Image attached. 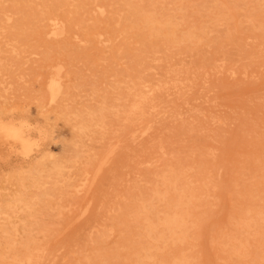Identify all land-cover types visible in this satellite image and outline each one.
Segmentation results:
<instances>
[{"label":"rangeland","instance_id":"1","mask_svg":"<svg viewBox=\"0 0 264 264\" xmlns=\"http://www.w3.org/2000/svg\"><path fill=\"white\" fill-rule=\"evenodd\" d=\"M146 99L167 116L130 134ZM20 119L38 148L0 134V264H264V0H0V121Z\"/></svg>","mask_w":264,"mask_h":264},{"label":"bare ground","instance_id":"2","mask_svg":"<svg viewBox=\"0 0 264 264\" xmlns=\"http://www.w3.org/2000/svg\"><path fill=\"white\" fill-rule=\"evenodd\" d=\"M35 1H36V0H35ZM134 1H135V0H134ZM139 1L141 2V0H139ZM146 1H147V0H146ZM166 1H167V0H166ZM168 1H169V0H168ZM73 2H74V1H73ZM245 2H246V1H245ZM40 3H41V2H40ZM136 3H137V2H136ZM144 3H146V2H144ZM31 4H32V3H31ZM107 4H108V3H107ZM133 4H134V3H133ZM139 4H140V3H139ZM135 5H136V4H135ZM135 5H131V6H132V7L134 6V9H135V7H136ZM137 5H138V4H137ZM147 5H148V4H147ZM185 5H186V4H185ZM160 6H161V5H160ZM168 6H169V5H168ZM227 6H228V5H226V7H227ZM237 6H238V4H237ZM36 7H37V5H36ZM69 7H70V6H69ZM153 7H155V6H153ZM177 7H178V6H177ZM239 7H240V6H239ZM261 7H262V6H261ZM45 8H46V7H45ZM94 8H96V7H94ZM137 8H138V7H137ZM137 8H136V9H137ZM141 8H142V7H141ZM145 8H146V7H145ZM75 9H76V8H75ZM102 9H103V7H102ZM227 9H231V8L228 7ZM16 10H17V9H16ZM84 10H85V9H84ZM143 10H144V9H143ZM146 10H147V9H146ZM136 11H137V10H136ZM187 11H188V10H187ZM227 11H228V10H227ZM230 11H232V13H233V10H232V9H231ZM40 12H41V11H40ZM93 12H94V11H93ZM120 12H121V11H120ZM8 13H9V12H8ZM79 13H80V12H79ZM212 13H213V12H212ZM240 13H241V12H240ZM17 14H19V13H17ZM41 14H42V12H41ZM69 14H70V13H69ZM102 14H103V13H102ZM120 14H121V13H120ZM186 14H187V13H186ZM213 14H214V13H213ZM241 14H242V13H241ZM4 15H5V14H4ZM182 15H183V14H182ZM2 16H3V15H2ZM5 16H7V15H5ZM13 16H14V15H13ZM75 16H76V15H75ZM231 16L233 17L234 15L231 14ZM8 17H9V16H8ZM10 17H11V16H10ZM76 17H77V16H76ZM85 17H86V16H85ZM118 17H119V16H118ZM134 17H137V15L134 16ZM134 17H133V18H134ZM164 18H165V17H164ZM5 20H6V19H5ZM9 20H10V19H9ZM33 20H35V19H33ZM43 20H44V19H43ZM52 20H53V19H52ZM58 20H60V19H58ZM117 20H118V19H117ZM229 20H231V18H230ZM215 21H216V20H215ZM220 22H221V21H220ZM227 22H228V21H227ZM55 23H56V22H55ZM117 23H119V22H117ZM229 23H230V21H229ZM110 24H112V22H111ZM110 24H109V25H110ZM160 24H161V23H160ZM178 26H179V25H178ZM220 26H222V25L220 24ZM59 28H60V27H59ZM111 28H112V27H111ZM176 28H177V27H176ZM95 29H96V27H95ZM183 29H184V28H183ZM217 29H218V28H217ZM92 31H93V29H92ZM63 32H64V31H63ZM93 32H94V31H93ZM172 33H173V32H172ZM189 33H190V32H189ZM97 34H98V33H97ZM105 34H106V33H105ZM228 35H229V33H228ZM228 35H227V36H228ZM124 37H125V36H124ZM127 38H128V37H127ZM139 38H140V37H139ZM129 39H130V38H129ZM137 39H138V38H137ZM188 39H189V38H188ZM134 40H136V39H133L132 41H134ZM214 40H215V39H214ZM108 41H109V40H108ZM189 42H190V41H189ZM215 43H216V42H215ZM136 44H137V42H136ZM173 44H174V43H173ZM130 46H131V45H130ZM130 46H129V47H130ZM132 46H133V45H132ZM162 46H163V45H162ZM206 46H207V45H206ZM134 47H136V46H134ZM137 47H138V46H137ZM166 47H167V46H166ZM221 47H222V46H221ZM130 48H131V47H130ZM173 48H174V47H173ZM173 48H172V49H173ZM162 49H163V48H162ZM169 49H170V48H169ZM130 50H131V49H130ZM164 50H165V49H164ZM165 51H166V50H165ZM214 51H215V50H214ZM15 52H16V51H15ZM167 52H168V51H167ZM251 53H252V52H251ZM154 54H155V53H154ZM157 54H158V53H157ZM176 55H177V54H176ZM159 58H160V57H159ZM154 60H155V59H154ZM170 60H171V59H170ZM201 60H203V59H201ZM157 61H158V60H157ZM164 61H165V59H164ZM167 61H168V60H167ZM152 62H153V61H152ZM170 62H171V61H170ZM170 62H169V63H170ZM141 63H142V62H141ZM149 63H150V62H149ZM153 63H154V62H153ZM177 64H178V63H177ZM140 65H141V64H140ZM166 65H167V62H166ZM175 65H176V64H175ZM175 65H173V66H175ZM173 66H170L169 68H173ZM179 66H180V65H179ZM137 67H138V66H137ZM247 67H248V66H247ZM164 68L166 69V67H164ZM176 68H177V66H176ZM176 68H175V69H176ZM185 68H186V67H185ZM185 68H184V69H185ZM187 68H188V67H187ZM187 68L185 69V72H186ZM199 68H200V67H199ZM199 68H198V69H199ZM149 69H150V68H149ZM149 69H147V70H149ZM178 69L180 70L181 68L179 67ZM190 69H191V68H190ZM169 70H170V69H167V71H169ZM172 70H173V69H172ZM172 70H170V72H171ZM199 70H200V69H199ZM230 70H231V69H230ZM244 70H246V69H244ZM165 71H166V70H165ZM167 71H166V72H167ZM175 71H178V70H175ZM175 71H174V72H175ZM166 72H165V73H166ZM59 73H60V72H59ZM143 73H144V72H143ZM179 73H180V72H179ZM179 73H178V74H179ZM205 73H206V72H205ZM227 73H228V72H227ZM171 74H172V73H171ZM192 74H193V73H192ZM192 74H191V72H190V75H191V76H193ZM195 74H196V73H195ZM104 75H105V74H104ZM110 75H111V74H110ZM168 75H169V74H168ZM240 75H241V74H240ZM164 76H165V75H163V77H164ZM174 76H175V75H174ZM174 76H173V78H174ZM178 77H179V76H178ZM55 78H56V77H55ZM144 78H145V77H144ZM179 78H180V77H179ZM192 78H193V77H192ZM194 78H195V77H194ZM57 79H58V78H57ZM124 79H125V78H124ZM139 79H141V78L139 77ZM168 79H169V78H168ZM59 80H60V79H59ZM154 80H156V79H154ZM170 80H171V79H170ZM185 80H186V79H185ZM189 80H190V82H191V79H189ZM196 80H197V79L195 78L194 81H196ZM158 81H159V80H158ZM172 81H173V80H172ZM178 81H179V80H178ZM155 82H156V81H155ZM159 82H160V81H159ZM179 82H180V81H179ZM181 82H182V81H181ZM203 82H204V81H203ZM143 83H144V82H143ZM148 83H150V82H148ZM148 83H147V84H148ZM166 83H170V82L168 81V82H166ZM177 83H178V82H176V84H177ZM186 83H187V80H186ZM188 83H189V82H188ZM188 83H187V86H188ZM160 84H161V83H160ZM178 84H179V83H178ZM143 85H144V84H143ZM152 85H154V84H152ZM157 85H158V84H157ZM162 85H163V84H162ZM170 85H171V84H170ZM173 85L175 86V84H173ZM183 85H185V83H183ZM189 85H192V84H189ZM140 86H142V85H140ZM144 86H145V85H144ZM146 86H148V85H146ZM167 86H169V84H167ZM177 86H178V85H177ZM180 86H182V85H180ZM180 86H179V87H180ZM138 87H139V86H138ZM138 87H137V88H138ZM165 87H166V85H165ZM171 87H173V86H171ZM179 87H177V88H179ZM183 87H184V86H183ZM185 87H186V86H185ZM189 87H190V86H189ZM147 88H148V87H147ZM153 88H154V86H153ZM162 88H163V87H162ZM134 89H135V86H134ZM143 89H144V88H143ZM151 89H152V88H151ZM189 89H190V88H188V89L186 88V90H189ZM193 89H194V88H193ZM211 89H212V88H211ZM146 90H147V89H146ZM149 90H150V89H149ZM155 90H156V88H154V91H155ZM175 90H176V89H175ZM147 91H148V90H147ZM169 91H170V90H169V88H168V92H169ZM171 91H172V90H171ZM179 91L181 92L180 88H179ZM179 91H178V92H179ZM182 91H183V90H182ZM140 92H142V91H140ZM140 92H139V93H140ZM159 92H163V91H160V90H159ZM159 92H158V93H159ZM164 92H165V91H164ZM164 92H163V93H164ZM166 92H167V90H166ZM168 92H167V93H168ZM173 92H174V90H173ZM173 92H171V93L173 94ZM134 93H135V91L133 92V94H134ZM154 93H155V92H154ZM140 94H141V93H140ZM149 94H150V93H149ZM160 94H161V93H160ZM174 94H175V93H174ZM174 94H173V96H174ZM181 94H182V92H181ZM186 94H187V92H186ZM186 94H185V95H186ZM138 95H139V94H138ZM138 95H137V96H138ZM152 95H153V94H152ZM135 96H136V95H135ZM148 96H149V95H148ZM148 96H147V97H148ZM159 96H160V95H159ZM159 96H158V97H159ZM180 96H181V95H180ZM138 97H139V96H138ZM147 97H146V98H147ZM177 97H178V95H177ZM177 97H175V98H177ZM160 98H161V97H160ZM164 98H165V97H164ZM180 98H181V97H180ZM180 98H179V99H180ZM131 99H132V98H131ZM149 99H150V97H149ZM149 99H148V100H149ZM153 99H154V98H153ZM156 99H158V98H156ZM166 99L168 100V98H166ZM169 99H170V98H169ZM177 99H178V98H177ZM132 100H133V99H132ZM132 100H131V101H132ZM139 100H140V99H139ZM142 100H144V99H142ZM142 100H141V101H142ZM167 100H166V102H168ZM133 101H134V100H133ZM141 101H140V102H141ZM156 101H157V100H156ZM160 101L162 102L163 100H160ZM160 101H158V102H160ZM164 101H165V99H164ZM173 101H174V100H173ZM140 102H137V103L134 104V106H133V108H132V111H131V112H134V113H132V114H131V113H128V114H127V118L124 120V122H126L125 125H124V128L127 127V126L129 125V124H128L129 121H130V122L132 121L133 123H134V122L136 123V124H135V123H134V124H135L136 127H138L137 129H140V128H139V126H140V127H143L142 129H143L144 131H146V130L151 129L152 126L154 125V123H158V121H161L160 119H161L163 116H167V114L164 115L163 112H161L162 110L156 109V106H157V103H158V102H157V103H154V104H153V102H152L153 105H150V103L147 104L146 102H149V101H147V99H146V101L143 102V103H140ZM182 102H184V101L182 100ZM131 103L133 104V102H131ZM163 103H165V102H163ZM168 103H170V102H168ZM168 103H167V104H168ZM142 104H143V105H142ZM171 104H172V102H171ZM173 104H174V102H173ZM178 104H179V103H178ZM146 105H147V108H144V106H146ZM174 105H175V107H176V104H174ZM179 105H180V104H179ZM160 106L165 107V106H167V105H165V106H164V105H160ZM129 107H130V106H129ZM129 107H128V108H129ZM169 107H170V106H169ZM175 107H173V108L175 109ZM128 108H127V109H128ZM173 108H172V109H173ZM176 108H177V107H176ZM146 109L149 110V113H145L144 110H146ZM166 109H167V108H166ZM182 109H183V108H182ZM167 110H168V112H170V111H169L170 109H167ZM192 110H193V109H192ZM121 111H123V110L121 109ZM126 111H127V110H126ZM126 111H125V112H126ZM164 111H165V110H164ZM171 111H172V110H171ZM196 111H197V110H196ZM199 111H200V110H199ZM174 112H175V111H174ZM179 112H180V111H179ZM166 113H167V112H166ZM172 113H173V112H172ZM172 113H168V115H170V116H169V119L171 118ZM175 113H177V111H176ZM206 113H207V112H206ZM121 114H122V113H121ZM124 114H125V113H124ZM122 115H123V114H122ZM125 115H126V114H125ZM175 115H176V114H175ZM209 116H210V115H209ZM121 117H122V116H121ZM173 117H174V116H173ZM217 117H218V116H217ZM167 118H168V117H167ZM178 118H179V116H178ZM117 119H118V118H117ZM119 119H120V118H119ZM192 119H193V118H192ZM173 120H174V119H173ZM176 120H177V119H176ZM120 121H121V119H120ZM163 121H164V118H163ZM165 121H166V120H165ZM169 121H170V120H169ZM194 122H195V121H194ZM172 123H173V122H172ZM181 123H182V122H181ZM191 123H192V122H191ZM215 123H216V122H215ZM184 124H185V123H184ZM196 124H197V123H196ZM182 125H183V123H182ZM221 125H222V124H221ZM127 128H130V126L127 127ZM133 128L136 129L135 127L132 126V128H130V130H129V133H130V131L133 132V130H134ZM165 128H166V127H165ZM165 128H163V131H164ZM142 129H141V130H142ZM166 129H167V128H166ZM186 129H187V128H186ZM193 129H194V128H193ZM123 130H124V129H123ZM123 130H122V132H121V135H124V131H123ZM157 130H158V129H157ZM127 131H128V129H127ZM137 131H138V130H137ZM165 131H168V130H165ZM169 131H170V130H169ZM245 131H246V130H245ZM245 131H244V132H245ZM252 131H253V130H252ZM125 132H126V130H125ZM139 132H140V131H139ZM139 132L136 133V134H140ZM146 132H147V131H146ZM156 132H157V131H156ZM161 132H162V131H160V133H161ZM188 132H189V129H188ZM190 132H191V131H190ZM105 133H106V132H105ZM110 133H111V130H110ZM127 133H128V132H127ZM160 133H159V134H160ZM165 133H166V132H165ZM130 134H131V133H130ZM130 134H128V135H130ZM136 134H134V135H136ZM151 134H152V133H151ZM159 134H157V135H159ZM161 134H162V133H161ZM108 135H110V134L108 133ZM143 135H144V134H143ZM145 135H147V134H145ZM118 136H120V135H118ZM124 136H125V135H124ZM208 136H209V135H208ZM208 136H207V137H208ZM109 137H111V136H109ZM120 137L122 138V136H120ZM135 137H136V136H135ZM149 137H150V136H149ZM159 137H160V136H159ZM257 137H258V136H257ZM4 138L10 140V139L7 137V135H5ZM121 138H120V139H121ZM126 138H128V137H126ZM132 138H134V137H131V139H132ZM136 138H137V137H136ZM139 138H140V137H139ZM205 138H206V136H205ZM131 139H130V140H131ZM134 139H135V138H134ZM146 139H148V138H146ZM149 139H150V138H149ZM152 139H153V138H152ZM156 139H157V137H156ZM167 139H168V137L166 138V141H167ZM209 139H210V138H209ZM118 140H119V138H118ZM153 141H154V140H153ZM155 141H156V140H155ZM157 141H158V140H157ZM132 142H133V141H132ZM148 142H149V141H147V143H148ZM147 143H146V144H147ZM151 143H153V142H151ZM163 143H165V142L163 141ZM182 143H183V142H182ZM149 144H150V143H149ZM154 144H155V143H154ZM154 144H153V145H154ZM161 144H162V143H161ZM151 146H152V145H151ZM151 146H150V148H151ZM208 146H209V145H208ZM138 147H139V146H138ZM209 147H210V146H209ZM141 149H142V151H143V148H142V147H141ZM210 149H211V148H210ZM210 149H209V150H210ZM160 150H161V149H160ZM160 150H159V151H160ZM139 151H140V150H139ZM147 151H148V150H147ZM179 151H180V150H179ZM190 151H191V150H190ZM196 151H197V150H196ZM207 151H208V149H207ZM106 152H107V151H106ZM144 152H145V150H144ZM191 152H194V150L191 151ZM210 152H212V149H211ZM210 152H209V153H210ZM104 153H105V152H104ZM141 153H142V152H141ZM189 153H190V152H189ZM203 153H204V152H203ZM209 153H208V154H209ZM171 154H172V152H171ZM192 154H193V153H192ZM204 154H205V153H204ZM206 154H207V153H206ZM210 154L213 155V153H210ZM163 155H164V154H163ZM169 155H170V154H169ZM200 156H201V155H200ZM135 157H136V155H135ZM135 157H133V158H135ZM138 157H140V156H138ZM138 157H137V158H138ZM141 157H143V156H141ZM156 157H157V156H156ZM208 157H210V156H208ZM240 157H241V156H240ZM154 158H155V157H154ZM106 159H107V158H106ZM192 159H193V158H192ZM151 160H152V158H151ZM248 160H249V159H248ZM251 160H252V159H251ZM235 161H236V160H235ZM144 162H145V161H144ZM146 162H147V161H146ZM148 162H150V161H148ZM249 162H250V160H249ZM260 162H261V161H260ZM142 163H143V162H142ZM138 164H140V163H138ZM143 164H144V163H143ZM151 164H152V163H151ZM248 164H249V163H248ZM144 165H145V164H144ZM149 165H150V164H149ZM186 165H188V164H186ZM204 165H205V163H204ZM167 166H168V165H167ZM167 166H166V167H167ZM247 166H248V165H247ZM157 167H159V166H157ZM187 167H188V166H187ZM243 167H244V166H243ZM171 168H172V167H171ZM171 168H169V169H171ZM191 168H192V167H191ZM241 168H242V167H241ZM241 168H240V169H241ZM254 168H255V167H254ZM183 169H185V168H183ZM188 169H190V167H188ZM192 169H193V168H192ZM202 170H203V169H202ZM251 170H252V169H251ZM83 171H86V170H83ZM192 171H193V170H192ZM249 171H250V170H249ZM165 172H166V171H165ZM165 172H164V173H165ZM190 172H191V171H190ZM201 172H202V171H201ZM207 172L210 173V171H207ZM217 172H218V170H217ZM209 173H208V174H209ZM179 174H180V173H179ZM196 174H197V173H196ZM206 174H207V173H206ZM154 175H155V174H154ZM187 175H189V174H187ZM217 175H218V174H217ZM167 176H168V175H167ZM180 176H181V175H180ZM246 176H247V174H246ZM260 176H261V175H260ZM168 177H169V176H168ZM181 178H182V180H183V178H185V177H181ZM181 178H180V179H181ZM210 178H211V177H210ZM217 178H218V177H217ZM173 179L175 180V177H174ZM244 179H245V178H244ZM184 180H185V179H184ZM205 180H206V179H205ZM214 180H216V179H214ZM229 180H230V179H229ZM195 181H196V180H195ZM217 181H218V180H217ZM138 182H139V181H138ZM210 182H212V181H210ZM252 182H253V181H252ZM196 183H197V182H196ZM190 184H191V183H190ZM206 184H207V183H206ZM238 185H239V184H238ZM184 186H185V185H184ZM186 186H187V185H186ZM259 186H260V185H259ZM251 187H252V186H251ZM139 188H140V187H139ZM205 188L208 189V187H205ZM229 188H230V187H229ZM240 188H241V187H240ZM127 189H128V188H127ZM130 189H131V187H130ZM130 189H129V190H130ZM137 189H138V188H137ZM182 189H183V188H182ZM258 189H259V187H258ZM129 190H127V191H129ZM204 190H205V189H204ZM208 190H209V189H208ZM240 190H241V189H240ZM244 190H245V189H244ZM260 190H261V189H260ZM137 191H138V190H137ZM149 191L151 192V190H149ZM155 191H156V190H155ZM179 191L181 192V189H180ZM262 192H264V191H262ZM138 193H139V192H138ZM201 193L203 194V190H202V192H200V194H201ZM89 194H91V193H89ZM149 194H150V193H149ZM151 194H152V193H151ZM200 194H199V196H201ZM245 194H246V193H245ZM141 195H142V194H141ZM152 196H153V195H152ZM156 196H157V195H156ZM206 196H207V195H206ZM122 197H123V196H122ZM133 197H134V196H133ZM157 197H158V196H157ZM129 198H130V197H129ZM122 199H124V197H123ZM24 200H25V199H24ZM24 200H23V201H24ZM120 200H121V199H120ZM165 200H166V199H165ZM15 201H16V200H15ZM135 201H136V200H135ZM242 201H243V200H242ZM20 202H21V200H20ZM26 202H27V201H26ZM130 202H131V201H130ZM136 202H137V201H136ZM151 202H152V201H151ZM28 203H29V202H27V205H26V206H28ZM137 203H138V202H137ZM166 203H167V202H166ZM199 203H200V202H198L197 205H199ZM139 204H140V202H139ZM162 204H163V203H162ZM229 204H230V203H229ZM2 205H3V204H2ZM9 205H10V204H9ZM143 205H144V204H143ZM145 205H146V204H145ZM191 205H192V204H191ZM6 206H7V205H5V208H6ZM30 206H31V205H30ZM30 206H29V207H30ZM117 206H118V205H117ZM130 206H131V205H130ZM138 206H139V205H138ZM200 206H202V205L200 204ZM24 207H25V206H24ZM125 207H126V206H125ZM236 207H237V206H236ZM27 208H28V207H27ZM153 208H154V207H153ZM158 208H159V207H158ZM8 209H9V208H8ZM25 209H26V207H25ZM117 209H118V207H117ZM148 209H149V208H148ZM236 209H237V208H236ZM26 210H28V209H26ZM133 210H134V209H133ZM202 210H203V209H202ZM237 210H238V209H237ZM239 210H240V209H239ZM85 211H86V210H85ZM117 211H118V210H117ZM152 211H153V209H152ZM228 211H229V210H228ZM26 212H27V211H26ZM1 213H2V212H1ZM3 213H4V212H3ZM6 213H7V212H6ZM189 213H190V212H189ZM238 213H239V212H238ZM194 214H195V213H194ZM194 214H193V215H194ZM233 214H234V213H233ZM119 215H120V214H119ZM193 215H192V216H193ZM3 216H4V215H3ZM9 216H10V215H9ZM29 216H31V215H29ZM194 216H197V214H195ZM202 216H203V215H202ZM249 217L252 218V216H249ZM6 218H7V217H6ZM6 218H5V219H6ZM9 218H10V217H9ZM200 218H201V217H200ZM242 218H243V217H242ZM28 219H29V218H28ZM33 219H35V218H33ZM142 219H143V218H142ZM226 220H227V219H226ZM252 220H253V219H252ZM10 221H11V220H10ZM155 221H156V220H155ZM3 222H5V221H3ZM153 222H154V221H153ZM8 223H9V222H8ZM12 223H13V222H12ZM115 223H116V222H115ZM222 223H223V222H222ZM6 224H7V223H6ZM10 224H11V223H10ZM223 224H224V223H223ZM21 225H22V224H21ZM221 225H222V224H221ZM10 226H11V225H10ZM2 227H3V226H2ZM2 227H1V229H3ZM13 227L15 228V226H13ZM19 227H20V225H17V228H19ZM68 227H69V226H68ZM89 227H91V226H89ZM107 227H108V226H107ZM153 227H154V226H153ZM99 228L101 229V228H102V225L99 226ZM114 228H115V227H114ZM206 228L208 229L209 227L206 226ZM8 229H10V228H8ZM15 229H16V228H15ZM96 229H97V228H96ZM212 229H214V227H213ZM13 230H14V229H13ZM16 230H17V229H16ZM85 230H86V228H85ZM85 230H84V231H85ZM91 230H92V229H91ZM115 230H116V229H115ZM5 231H6V230H5ZM5 231H3L4 234H5ZM22 231H23V230H22ZM38 231H39V230H38ZM40 231H41V230H40ZM42 231H43V230H42ZM42 231H41V232H42ZM81 231H82V229H81ZM86 231H87V230H86ZM89 231H90V230H89ZM89 231H88V233H89ZM109 231H110V230H109ZM118 231H119V230H118ZM32 232H33V230H32ZM36 232H37V230H36ZM90 232H91V231H90ZM95 232H96V231H95ZM165 232H166V231H165ZM241 232H242V231H241ZM6 233H7V232H6ZM15 233H17V232H15ZM30 233H31V232H30ZM60 233H61V232H60ZM77 233H80V232H77ZM82 233H83V232H81L80 234H82ZM184 233H185V232H184ZM204 233H206V231H205ZM12 234H13V233H12ZM90 234H91V233H90ZM90 234H89V235H90ZM96 234H97V233H94V235H96ZM199 234H200V233H199ZM225 234H226V233H225ZM7 235H9V237H11V236H10V233H9V234L7 233L6 236H7ZM50 235H51V233H50ZM50 235H49V236H50ZM110 235H111V234H110ZM14 236H15V235H14ZM42 236H43V235H42ZM53 236L55 237V235H53ZM84 236H85V235H84ZM47 237H48V236H47ZM47 237H44V239H43V237H42V238H40V239L45 240V238H46V240H47V239L49 238V237H48V238H47ZM79 237H80V236H79ZM90 237H91V236H90ZM4 238H5V237H4ZM77 238H78V237L76 236V239H77ZM83 238H84V237H83ZM107 238H108V237H107ZM196 238H197V237H196ZM51 239H52V238H51ZM51 239H49V241H50ZM72 239H73V238H72ZM85 239H86V238H85ZM87 239H90V238H87ZM87 239H86V240H87ZM191 239H192V238H191ZM206 239H207V238H206ZM206 239H205V240H206ZM52 240H53V239H52ZM52 240H51V241H52ZM131 240H132V239H131ZM208 240H210V239L208 238ZM20 241H21V240H20ZM71 241H72V240H71ZM212 241H214V238H213ZM3 242H4V241H3ZM45 242H46V241H45ZM47 242H48V241H47ZM73 242H77V243H78V241H73ZM80 242H81V241H80ZM89 242H90V241H89ZM89 242L87 241V243H89ZM118 242H119V241H118ZM122 242H123V241H122ZM165 242H166V241H165ZM205 242L207 243V240H206ZM223 242H224V241H223ZM225 242H226V241H225ZM259 242H260V241H259ZM4 243H7V242H4ZM4 243H3V244H4ZM13 243H14V242H13ZM58 243H59V241H58ZM58 243H54V244H58ZM68 243H69V242H68ZM83 243H84V241H83ZM83 243H82V244H83ZM91 243H92V241H91ZM98 243H99V242H98ZM197 243H198V242H196V244H197ZM228 243H229V242H228ZM31 244H32V243H31ZM34 244H35V243H34ZM49 244H50V243H48V245H49ZM54 244H52V245H54ZM59 244H60V243H59ZM63 244H64V242H63ZM63 244H62V247L65 246V245H63ZM89 244H90V243H89ZM163 244H164V243H163ZM198 244H199V243H198ZM212 244H213V243H212ZM48 245L46 244V246H48ZM78 245H79V244H78ZM199 245H200V244H199ZM204 245H205V243H204ZM207 245H208V244H207ZM216 245H217V244H216ZM69 246H70V245H69ZM69 246H68V247H69ZM73 246H74V245H73ZM173 246H174V245H173ZM201 246H202V245H201ZM213 246H215V244H214ZM213 246H211L210 248H212ZM6 247H7V246H6ZM53 247H54V246H53ZM53 247H51V248L53 249ZM70 247H72V246H70ZM164 247H165V245H164ZM227 247H228V246H227ZM7 248H8V247H7ZM40 248H41V245H40ZM51 248H48L49 250L46 248L47 251H45V252H47V253L50 252V249H51ZM63 248H64V247H63ZM93 248H94V247H93ZM146 248H149V247H146ZM191 248H192V247H191ZM193 248H194V247H193ZM205 248L208 249V246H207V247L205 246ZM223 248H224V247H223ZM225 248H226V247H225ZM21 249H22V248H21ZM23 249H24V248H23ZM43 249H45V248L43 247ZM46 249H45V250H46ZM54 249H55V247H54ZM54 249H53V250H54ZM57 249H58V247H57ZM57 249H55V250H57ZM64 249H66V248H64ZM64 249H63V251H64ZM156 249H157V248H156ZM186 249H187V248H186ZM259 249H260V248H259ZM31 250H33V249H31ZM41 250H42V249H41ZM53 250H51V251H52L51 253H53L52 255H55V253L53 252ZM70 250H71V249H70ZM75 250H76V249H75ZM75 250H74V252H75ZM78 250H79V249H78ZM78 250H77V251H78ZM83 250H84V249H83ZM103 250H104V248H103ZM188 250H189V248H188ZM188 250H187V252H188ZM203 250H204V249H203ZM208 250H209V249H208ZM7 251L9 252L10 250H7ZM19 251H20V249H19ZM36 251H37V250H36ZM68 251H69V250H67V252H68ZM71 251H73V250H71ZM130 251H131V250H130ZM185 251H186V250H185ZM192 251H193V250H192ZM201 251H202V247H201ZM201 251H200V252H201ZM209 251H210V250H209ZM31 252H32V251H31ZM34 252H35V251H34ZM43 252H44V251H43ZM67 252H65V253H67ZM90 252H91V251H90ZM131 252H132V251H131ZM180 252H181V251H180ZM180 252H179V253H180ZM195 252H196V251H195ZM197 252H199V251H197ZM202 252L205 253V251H202ZM38 253H39V252H38ZM41 253H42V251H41ZM47 253H46V254H45V253H42V254H43V255H44V254L47 255ZM91 253H92V252H91ZM91 253H90V254H91ZM169 253H170V252H169ZM203 253H202V254H203ZM30 254H31V253H30ZM42 254H40V256H41ZM48 254H49V253H48ZM187 254H188V253H187ZM197 254H198V253H197ZM208 254H209V252H208ZM208 254H207V257H211V256H209V255H211L212 253H210L209 255H208ZM214 254H215V252H214ZM8 255H9V254H8ZM52 255H51V256H52ZM59 255H60V254H59ZM62 255H63V254H62ZM71 255H72V254H71ZM84 255H85V253H84ZM92 255H93V253H92ZM92 255H91V256H92ZM170 255H171V254H170ZM226 255H227V254H226ZM240 255H242V253H241ZM5 256H7V255H5ZM26 256H27V255H26ZM28 256H29V255H28ZM37 256H38V255H37ZM51 256H50V257H51ZM101 256H102V255H101ZM134 256H135V255H134ZM179 256H180V254H179ZM183 256H184V255H183ZM198 256H199V255H198ZM205 256H206V255H205ZM243 256H244V255H243ZM0 257H1V256H0ZM43 257H44V256H43ZM56 257H57V255L55 256V258H56ZM61 257L64 258L63 256H61ZM33 258H34V257H33ZM59 258H60V257H59ZM85 258H86V257H85ZM126 258H127V257H126ZM188 258H189V257H188ZM201 258H202V257H201ZM216 258H217V257H216ZM237 258H238V257H237ZM40 259H42V258H40ZM47 259H49V257H47ZM47 259L45 258V260H47ZM50 259H51V258H50ZM50 259H49V260H50ZM56 259H57V258H56ZM56 259H55V260H56ZM150 259H151V258H150ZM176 259H177V258H176ZM214 259H215V258H214ZM173 260L175 261V259H173ZM173 260L171 259L170 262L173 263ZM198 260H199V259H198ZM198 260H197V261H198ZM208 260H209L208 258L205 259V261H208ZM211 260H212V259H211ZM216 260H217V259H216ZM42 261H43V260H42ZM77 261H78V260H77ZM158 261H159V260H158ZM202 261H203V260H202ZM209 261H210V260H209ZM225 261H226V260H225ZM40 262H41V261H39V259H32V258H31V255H30V258H27V259H25V258H24V259H18V260H16V261H13V264H40ZM46 262H47V261H46ZM53 262H55V261L53 260ZM127 262H128V261H127ZM160 262H162V261H159V263H160ZM200 262H201V261H200ZM211 262H212V261H211ZM211 262H210V263H211ZM236 262H238V261H236ZM41 263H42V262H41ZM137 263H138V261H137ZM186 263H187V262H186ZM190 263H191V262H190ZM203 263H204V262H203ZM206 263H207V262H206ZM210 263H209V264H210ZM234 263H235V262H234ZM54 264H56V262H55ZM67 264H68V262H67ZM90 264H91V263H90ZM157 264H158V263H157ZM187 264H188V263H187ZM204 264H205V263H204ZM211 264H213V263H211Z\"/></svg>","mask_w":264,"mask_h":264},{"label":"clouds","instance_id":"3","mask_svg":"<svg viewBox=\"0 0 264 264\" xmlns=\"http://www.w3.org/2000/svg\"><path fill=\"white\" fill-rule=\"evenodd\" d=\"M31 127V123L26 119L16 120L11 124L8 121H0V134H5L9 139L16 141L21 151L30 156L38 148V145L30 142L25 135Z\"/></svg>","mask_w":264,"mask_h":264}]
</instances>
